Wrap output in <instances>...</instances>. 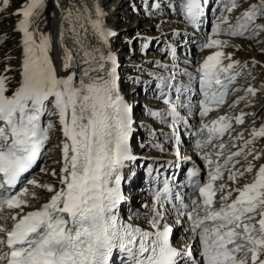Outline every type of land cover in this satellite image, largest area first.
Listing matches in <instances>:
<instances>
[{
    "label": "snow or ice",
    "instance_id": "snow-or-ice-1",
    "mask_svg": "<svg viewBox=\"0 0 264 264\" xmlns=\"http://www.w3.org/2000/svg\"><path fill=\"white\" fill-rule=\"evenodd\" d=\"M9 2L0 0L3 9ZM244 2L219 0V15L202 50L227 47V41L213 38L222 34L254 39L264 33V23H257L264 19V0L250 3L232 23L231 13ZM46 4L47 0H24L16 9L20 19L14 30L21 34L22 45L19 79L12 86L10 65L0 74V264H116L117 256L120 264H264V163L252 162L264 159V149L255 148L257 140L264 139V125L252 129L247 139L238 135L235 140H243V146L225 155L228 144L213 141L232 129L233 120L243 125L247 114L202 123L196 135L206 130L207 137L195 140L194 152L207 169L206 179L202 181V169L193 161L190 193L176 190L178 186L166 178L152 192L151 204L142 205L148 211L125 220V169L137 157L131 146L134 109L122 92L120 63L112 50L118 33L107 26L98 0L90 8L77 6L75 0H54L61 12L54 43L39 27ZM142 7L148 16L162 11L160 2L142 0ZM177 8L184 21L199 29L210 3L180 0L173 11ZM57 47L62 72L52 55ZM170 52L175 61L176 49L170 46ZM225 59L230 62L225 64ZM177 67L173 63L172 68ZM240 71L239 61L216 50L200 63L197 76L184 70L158 77V98L167 109L149 115L172 130L168 140L175 159L167 161L169 166L178 168L191 160L182 155L177 128L183 120L178 109L188 107L180 103L182 89L190 88L175 84L176 75L199 81L198 114L203 118L226 102ZM245 91L256 96L258 90L249 86ZM57 131L60 139L49 149ZM209 145L218 150L206 151ZM153 147L165 151L160 144ZM53 150L59 151L54 161L59 171L49 172L40 162ZM240 157L248 162L237 167ZM37 168L55 183L36 179L32 174ZM225 173L230 183L222 182ZM246 174L251 179L241 183ZM41 193L47 199L34 206ZM133 219L147 227L130 222ZM180 227L185 235L178 246L174 236Z\"/></svg>",
    "mask_w": 264,
    "mask_h": 264
},
{
    "label": "rangeland",
    "instance_id": "rangeland-1",
    "mask_svg": "<svg viewBox=\"0 0 264 264\" xmlns=\"http://www.w3.org/2000/svg\"><path fill=\"white\" fill-rule=\"evenodd\" d=\"M92 1L96 2V0ZM101 1L99 2V4L103 8L104 12H111V10H114L115 8L114 12L110 13L109 15V22L111 24H108V27L118 33L115 39L112 38V50L117 55L120 63L119 72L121 76L122 92L130 104L132 102L138 104L139 102V105L141 106V108L139 107V111H142V107H145V110H147L151 106H155V104L152 103L155 100L148 95H144V93L141 91L142 86L147 85L148 83H155V81L157 80L154 78L155 75H150V73H154L155 69L159 68V73L157 75L158 77L169 76V73L171 75L173 72L182 73L184 70L192 73V75H194V73L196 75V69L201 63L198 62L197 59L199 60L202 56L209 54V50H212L204 49L199 50V52L195 51V53L193 51V55L191 57L189 54L185 53L184 50L182 51L179 48L177 50L178 54L176 53V60H172L171 53L169 52L170 45L166 44V41L177 43L181 34L179 33V31L184 29L186 25L184 23L182 15L178 14V8L176 11H173V7H177L180 0H149L150 3L160 2L162 6V11L154 12L152 16H148L146 14L144 8L142 7V0ZM23 2L24 0H10L7 9H3V4L0 3V9H3L0 10V74H3V69L6 65H10L13 69V72L7 73V75L12 77V86H15V81L19 79L18 73L20 71L19 64L21 59V34L14 30L20 17L15 15V11L21 6ZM168 4H171L172 7H167L166 5ZM134 9H138V11ZM234 15L235 14H233L232 16ZM56 16L57 7L54 4V0H47L46 8L40 18L39 27L41 31L52 36L54 43ZM157 25H159V27H157ZM143 36L158 37L159 41L154 42V44H150V42ZM208 36L209 35H206L204 39L206 40ZM259 36L260 44L259 41L256 43V39H252L250 42H248L246 40L240 41V38H238L231 41V44L236 46L239 51L235 52L234 50H231L229 46L220 48V50L225 52L226 54H230L231 56H240L241 60L250 59V57H253L254 52L256 55H258V57L264 59V33ZM204 39L202 40L205 41ZM226 39L231 38L226 37ZM145 43H147L148 47L142 48V45H144ZM52 55L57 67L59 68L60 64L58 66L56 49H54ZM5 57H7L8 59H5ZM193 58H195L194 61L192 60ZM156 62L168 65L169 67L166 70L159 67ZM173 63H175L178 67L173 69ZM245 65L246 67L249 65L248 61L240 63V66L245 67ZM257 65L264 71V63L262 60H259ZM243 67H241V71L243 70ZM176 77L179 78L181 80L180 82H182L186 86H188L192 82L190 79H188L189 77L185 75L177 74ZM260 77L261 72H256L255 75L252 74L250 76H248L247 74H243L240 79L238 78L237 82L244 90H246L249 86H252L258 90L256 96L247 95V97H251L250 100L255 97L253 103L251 104L253 106V113H250L249 116L253 117L250 118L251 123L249 124V126H256L258 123H264V86H262L264 85V81L260 83L261 86L255 85ZM175 81L178 82V79H175ZM135 118H138L137 114ZM53 119L55 118L53 117ZM146 121L148 123L144 124L153 127L157 126V130H162L161 128H163L166 132H168L170 129L168 126H165V123H161L159 125V122L157 120L154 122L153 120L149 119V117ZM139 134L142 136L143 132L140 131ZM59 139L60 133L57 131L53 134V139L48 145L49 149H54V146L58 143ZM138 140L140 141V138H138ZM142 141L144 143L146 142L145 139H143ZM155 142H163L164 144L166 143L165 139L159 140L158 137H155ZM260 142L264 145V139H261ZM155 144L156 143H154L153 145ZM153 149V155L160 151L159 149L152 146L151 150ZM58 158V150L50 151L48 155L44 157L40 162L41 167L48 169L49 172L52 170V168H56L57 171H59V165L54 163V161ZM260 161H264V159L253 161V163H257ZM131 170H133V168ZM129 174L131 175V173ZM32 175H34L35 178L40 181L55 183L54 177L40 172L38 168L34 170ZM136 188L139 189L140 187ZM36 191L38 193L40 192L39 189H37ZM124 193L126 194V188ZM135 194H137V192ZM140 197V195H135L134 198L132 197L133 200L131 199V204L133 202V205L135 207L140 204ZM46 199L47 194L41 193V199L38 201H33V204L34 206L38 207ZM126 205L127 204L125 203V206ZM28 209L29 208H25L26 211ZM125 211L127 212L126 207ZM133 221H136V219H133ZM137 222H140V220H137L136 223ZM8 223L10 224L11 220H9ZM177 238H179V236Z\"/></svg>",
    "mask_w": 264,
    "mask_h": 264
},
{
    "label": "bare ground",
    "instance_id": "bare-ground-1",
    "mask_svg": "<svg viewBox=\"0 0 264 264\" xmlns=\"http://www.w3.org/2000/svg\"><path fill=\"white\" fill-rule=\"evenodd\" d=\"M101 0H98V2H100ZM102 2V1H101ZM62 3H67V0H62ZM75 3L77 4V6H80L81 4H86L89 8L93 5V3H95V2H93L92 0H75ZM227 14V13H226ZM60 16H61V12H60V9L59 8H57V16L55 17V41H56V38H57V34H58V26H59V23H60ZM106 19H107V17H106ZM114 39H115V37H114ZM113 40V39H112ZM228 44H230L229 42H228ZM184 45V44H183ZM231 45V44H230ZM236 51H239L236 47H233ZM22 50V45H21V47H20V51ZM56 53H58V47L56 48ZM21 54V53H20ZM254 55L256 56V57H258V55H256L255 54V52H254ZM56 57H58V54H57V56ZM262 59V58H261ZM57 60H58V66H59V64H60V62H59V59L57 58ZM263 61H264V59H262ZM249 63V65H252V63H250V62H248ZM58 68V67H57ZM20 69V68H19ZM58 70H61V72L63 71L60 67L58 68ZM133 109H134V113L136 114V113H138V109H137V106H133ZM167 134H169V133H167ZM165 135V134H164ZM184 139V138H183ZM184 141H185V139H184ZM181 143H182V140H181ZM172 149V147H170V150ZM189 149V148H188ZM188 152V151H187ZM196 158H197V160L196 161H199V157L198 156H196ZM198 165V164H197ZM199 166V165H198ZM125 176H126V169H125ZM132 189H135V188H132ZM136 193V192H135ZM135 195H138V193L137 194H135ZM45 202V201H44ZM42 204V203H41ZM132 207V206H131ZM30 210H32V209H28L27 211H30ZM26 210H25V212H27ZM135 220V219H134ZM137 221V220H136ZM136 221H134V222H136ZM132 222V221H131ZM134 222H132V223H134ZM135 224V223H134ZM177 233H179L181 236H183L185 233L183 232V228H181V230L178 232V231H176V234ZM180 236V237H181ZM184 241L183 240H181L180 239V244H182Z\"/></svg>",
    "mask_w": 264,
    "mask_h": 264
}]
</instances>
